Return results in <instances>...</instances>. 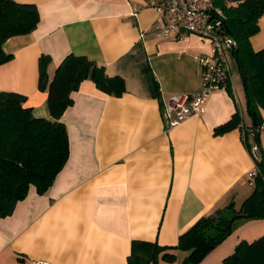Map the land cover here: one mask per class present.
<instances>
[{"label": "crops", "instance_id": "obj_1", "mask_svg": "<svg viewBox=\"0 0 264 264\" xmlns=\"http://www.w3.org/2000/svg\"><path fill=\"white\" fill-rule=\"evenodd\" d=\"M16 1L35 4L40 21L31 33L4 43L12 57L0 65V91L24 95L35 117L53 120L48 93L39 88V59L50 55L52 80L70 53L123 77L126 91L107 94L89 78L73 92L61 117L68 160L44 194L31 185L13 213L0 219V264H128L134 241L175 246L200 218L232 201L240 208L254 188L250 145L264 149V129L253 135L246 93L232 69L230 89L212 93L204 114L171 129L162 116L174 93L200 91L195 56L211 53L209 40L185 30L163 36L158 11L146 0ZM259 25L255 50L264 48V15ZM236 114L239 126L215 134ZM262 118L264 125V110ZM263 235L264 219H239L198 264H226L242 240ZM171 252L174 260L158 264H195L188 251Z\"/></svg>", "mask_w": 264, "mask_h": 264}, {"label": "trees", "instance_id": "obj_2", "mask_svg": "<svg viewBox=\"0 0 264 264\" xmlns=\"http://www.w3.org/2000/svg\"><path fill=\"white\" fill-rule=\"evenodd\" d=\"M216 4L225 15L224 32L238 41L231 56L242 77L248 111L258 126L263 124L264 48L255 50L251 40L260 31L264 0H236L234 3L217 0ZM39 21L40 13L35 4L0 0V65L12 57L5 52L4 43L12 36L31 33ZM50 61V55L46 54L39 59V88L48 93L53 120L35 117L33 109L25 106L24 95L0 91V219L13 213L31 185L44 194L65 166L70 148L67 127L61 117L73 104V92L80 84L90 78L107 94L121 96L126 91L123 77L108 75L104 65L85 55L68 54L52 80L47 73ZM148 76L153 95L159 96L158 81L151 70ZM240 120L238 114L234 115L218 126L215 134L239 126ZM257 165L259 174L254 179L253 191L240 208L232 201L200 218L180 236L175 246L134 241L128 264H158L160 259L172 261L175 253L171 251L175 249L188 251L191 261L198 264L233 232L237 220L264 219V156ZM224 261L226 264H264V235L253 242L242 240Z\"/></svg>", "mask_w": 264, "mask_h": 264}, {"label": "built area", "instance_id": "obj_3", "mask_svg": "<svg viewBox=\"0 0 264 264\" xmlns=\"http://www.w3.org/2000/svg\"><path fill=\"white\" fill-rule=\"evenodd\" d=\"M217 0H146L154 7L162 22L160 33L167 37L174 32L185 30L206 38L212 44L210 54L195 56L202 70V87L195 94L174 93L164 105L162 116L168 129L174 128L194 115L206 111V103L212 93L226 90L231 85V53L238 47V41L224 32L225 15ZM242 125V124H240ZM264 129L260 124L253 128V135ZM256 166L251 171V179L259 174L258 160L263 154L256 143L250 145ZM35 264H51L46 260H36Z\"/></svg>", "mask_w": 264, "mask_h": 264}, {"label": "rangeland", "instance_id": "obj_4", "mask_svg": "<svg viewBox=\"0 0 264 264\" xmlns=\"http://www.w3.org/2000/svg\"><path fill=\"white\" fill-rule=\"evenodd\" d=\"M203 38V37H202ZM206 39V38H204ZM207 40V39H206ZM231 58V69H232V73H233V77L234 79L238 78V82H239V85H240V82H241V85L243 89V91L245 90L244 89V85H243V81H242V77H241V74H240V71H239V68L237 66V63L233 60L232 56H230ZM154 254H152L153 256ZM146 263V262H145ZM140 264H143V262H141Z\"/></svg>", "mask_w": 264, "mask_h": 264}, {"label": "water", "instance_id": "obj_5", "mask_svg": "<svg viewBox=\"0 0 264 264\" xmlns=\"http://www.w3.org/2000/svg\"><path fill=\"white\" fill-rule=\"evenodd\" d=\"M229 35H231V34L229 33ZM261 152H262V154H263V156H264V149H261Z\"/></svg>", "mask_w": 264, "mask_h": 264}]
</instances>
